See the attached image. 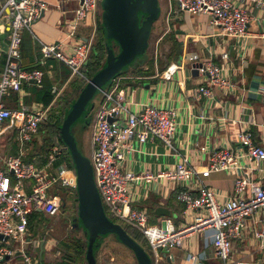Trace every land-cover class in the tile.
Listing matches in <instances>:
<instances>
[{"label":"crops","instance_id":"crops-1","mask_svg":"<svg viewBox=\"0 0 264 264\" xmlns=\"http://www.w3.org/2000/svg\"><path fill=\"white\" fill-rule=\"evenodd\" d=\"M3 1L0 0V4ZM45 1L49 3L48 7L32 26V31L39 40L57 43L66 54H71L73 46L81 38L92 36V40L94 39L96 22L99 20L96 10L94 14L88 16L91 22L79 23L74 35L71 36L69 26L75 22L74 15L78 0H63L62 7L58 5V0L55 3L52 0ZM177 5V0H158L160 8L157 18L158 27L152 26L150 35L154 30H160L161 24H165L156 37L157 45L160 42L162 44L160 50H155L153 57H146L144 52L133 64L126 66L122 69L123 72H119L108 81L95 93L89 112L93 114L101 105L104 92L114 87H117L116 92H121L124 101L128 102L130 111L137 110L142 104L175 109L176 130L172 139V148L166 147L158 139L144 143L133 140L132 150L123 160L121 171L140 173L147 170L152 174H158L172 169L184 157L196 170L201 171L209 162L210 152H200V147L205 144L210 151L217 147L230 148L233 153L241 155L240 163L247 166L248 161L242 156V147L236 142L235 133L239 129H246L254 143L264 146V96L262 95L264 8L253 0L245 2V9L249 14L248 36L240 39L224 35L219 27L211 25L209 14L183 12ZM22 40H24V44H21L22 63L26 68H37L43 72L42 84L37 86L27 82L22 85L19 92L6 93L3 97L5 107L12 109L26 105L31 109H45L47 113L55 103L60 104L58 106L60 110L67 108L81 90L74 87L76 77L59 61L54 59L42 61L39 42L31 33L24 30ZM7 43L8 30L0 18V74ZM111 46L114 44L111 43ZM222 52L227 53V59L221 58ZM189 55H193L195 60L182 61L183 57ZM207 61L221 66L222 73L234 85L232 90L223 92L213 87L211 98L196 97L198 87L206 84V76L198 72L193 63ZM178 63H182L181 66L176 67L169 78H164L163 72L169 66ZM93 119L94 117L91 118ZM84 121L73 123L72 133L82 154L84 151L91 154L93 130H90V125ZM46 139L45 132L38 131L31 142L26 144L24 160L31 161L38 167L43 166L48 150ZM18 147L14 127L9 121L4 122L0 127V163L6 155L16 154ZM70 169L74 170V168ZM245 173L251 182L264 186V174L254 170ZM198 177L214 188L219 193L220 199L233 193L234 177L224 171L213 172L208 176L199 173L194 175V179ZM180 186L178 182L165 178H158L150 186L132 184L130 190L132 204L147 212L149 224L161 225L163 218L170 219L175 226L189 224L193 218L187 212H183L184 205L176 197V193L181 189ZM158 208H164L165 213H157ZM45 215L39 211L29 215L24 247L26 246L29 252L34 250L35 254L31 252L30 254L39 264H68L62 261L64 254L61 258H56L58 254L53 253L56 245H61L62 241L56 242L46 236L43 226ZM262 216H264L263 211L252 214L246 220L239 236L232 239L231 259L264 264V237H256L254 234L258 228L256 221ZM71 227L74 231L83 230L77 216ZM36 235L38 236L35 237ZM106 237L107 241L119 243L115 235L109 234L98 241L99 249ZM111 237L115 240L113 241ZM211 238L209 231L190 234L185 238L182 246L170 248L167 264H183L186 252H204L208 257L204 264H220V261L213 256ZM10 242L20 244L19 241L13 240H7L4 244L18 247L11 245ZM95 259L97 260V256ZM1 264H23V262L19 258H9Z\"/></svg>","mask_w":264,"mask_h":264},{"label":"built area","instance_id":"built-area-1","mask_svg":"<svg viewBox=\"0 0 264 264\" xmlns=\"http://www.w3.org/2000/svg\"><path fill=\"white\" fill-rule=\"evenodd\" d=\"M248 0H177L180 11L191 14L210 15V24L219 27L221 33L234 38L248 36L249 14L245 9ZM264 8V0H253ZM75 9V22L69 26V34L75 33L76 26L90 14H94L98 0H78ZM62 7L63 0H58ZM45 0H4L0 4V18L8 30V43L4 52V64L0 74V127L9 121L16 131L18 152L8 154L0 163V264L9 258H19L23 264H39L26 252V232L29 215L43 212L55 215L62 207L63 192L76 195L75 171L64 165V144L55 142L47 155V161L38 167L24 160L26 144L38 133L39 126L45 122L48 113L45 109H31L26 105L7 108L3 97L10 91L19 92L24 83L32 82L41 86L43 72L39 69L27 70L22 66L21 43L24 30L31 33L39 42L41 59H54L66 65L72 75L83 78L81 68L86 64L92 45L90 38H81L73 46L72 53L66 54L57 43L39 40L32 31L33 23L46 10ZM223 60L228 58L221 53ZM194 61L193 55L185 56L182 61ZM173 64L163 72L169 78L176 67ZM198 72L206 76V84L200 85L196 97H212V88L227 92L234 85L222 73L220 65L209 61L201 62ZM86 79V78H85ZM87 80V79H86ZM117 87L104 92L101 105L94 114L95 128L91 136L90 163L93 178L107 216L116 218L137 229L149 244L152 264H167L172 247L182 246L185 238L194 232H211V247L214 258L220 264H258L253 261L231 259L232 239L239 236L246 220L258 211L264 212V186L251 182L245 171H258L264 174V146L254 143L246 129L235 133L236 142L242 147V156L248 161L243 166L239 157L228 147H217L211 151L208 146L200 147L201 153L210 152L209 162L198 171L189 164L187 158L180 160L172 169L152 174L149 171L134 173L121 171V164L132 150V141L138 143L160 140L172 148L176 130V111L173 108H159L152 104H142L130 111ZM264 96V91L262 92ZM112 119V122H109ZM224 171L234 177L232 194L219 198V193L203 182L198 173ZM158 178L178 182L181 189L177 199L184 205V213L192 216L189 224L175 226L168 218L161 225L148 222L147 212L132 204L131 185L150 186ZM256 237H264V216L256 221ZM19 241L14 248L4 244L7 240ZM208 257L204 252H186L183 264H204Z\"/></svg>","mask_w":264,"mask_h":264},{"label":"water","instance_id":"water-1","mask_svg":"<svg viewBox=\"0 0 264 264\" xmlns=\"http://www.w3.org/2000/svg\"><path fill=\"white\" fill-rule=\"evenodd\" d=\"M101 24L108 42L105 65L100 68L81 88L77 98L66 111L60 126L61 139L71 157L76 175L77 219L87 238L86 264H96L94 248L97 238L115 235L117 240L134 254L137 264H152L149 253L133 238L124 227L112 221L105 213L100 194L93 178L90 160L79 150L72 133V124L92 108L95 93L122 69L142 55L147 46L153 22L158 18V0H101ZM199 62L193 66H200ZM112 122V119H109ZM164 208L156 212L164 214ZM0 238L2 236L0 235ZM7 240V237H3ZM169 261V258H166Z\"/></svg>","mask_w":264,"mask_h":264},{"label":"rangeland","instance_id":"rangeland-1","mask_svg":"<svg viewBox=\"0 0 264 264\" xmlns=\"http://www.w3.org/2000/svg\"><path fill=\"white\" fill-rule=\"evenodd\" d=\"M55 1H57V0H52L53 3H55ZM47 4H49V3L47 2ZM96 14H97V16H99L98 18L101 19V14H102L101 0H98V2H97ZM83 21L90 23L91 19H90V17H88ZM152 26L158 27V19L155 22H153ZM164 26H165V24L164 25L161 24L160 30L159 29L157 31L154 30V32L151 35H149L148 46L145 50L146 57L147 56L153 57L155 50H157V51L160 50L162 44L160 42L157 45L156 37L158 36L159 31L161 32L163 30ZM115 49H117V47H115ZM85 80H84V82L86 83ZM96 110L93 112V114H91L92 118L94 117L93 115L95 114ZM88 124L90 125L89 126L90 130H93L95 128V123L93 120H91ZM76 127H77V125L74 127V130L76 129ZM83 153L86 157H88L90 159L91 154H89L88 152H85V151ZM63 161H64V165H66L67 167L74 168L72 166V160L69 157L68 151H66V153L64 154V160ZM75 194L76 195L66 193L65 195L67 196V198H66L67 203L65 204L64 208H62L55 215H51V216L45 215L46 217H44L43 226L45 228L46 236L48 238H53L56 242H61V241L63 242L65 240L69 243V245L72 244V241L74 240V238L84 240V231L81 229L74 231L71 227L74 218H76V216H77V211H76L77 201L75 200L76 196H77V192ZM70 202L73 204L72 208L70 206ZM36 234H38V231L36 232ZM37 236L38 235H36L35 237H37ZM111 239H113V241L115 240L112 237H111ZM10 243L13 246H18L16 242H10ZM25 249H26L27 253L30 254V252H31V253L35 254L34 250L33 251L30 250V252H29L26 246H25ZM58 251H59V253H58ZM53 253L58 254V257H56V258H59V257L61 258L62 254L72 253V251L66 250L62 244L61 245L58 244V245H56V248H54ZM42 257L44 258V255ZM75 261H76V263H79V264H86V261H84L83 258H79V259L75 258ZM97 264H137V261L135 259L134 254L126 246H124L120 242L117 243V241H115V243L107 241V237H106L104 239V242L102 243L101 248L98 251Z\"/></svg>","mask_w":264,"mask_h":264},{"label":"trees","instance_id":"trees-1","mask_svg":"<svg viewBox=\"0 0 264 264\" xmlns=\"http://www.w3.org/2000/svg\"><path fill=\"white\" fill-rule=\"evenodd\" d=\"M96 23H97L96 32H95L96 34L94 36V39L92 40V45H91V49L89 52L88 60H87V63L81 68V72L86 79L91 78L100 68H102L105 65V57H106V53H107V48L112 43V42H108L106 39V35H105L104 29H103L102 24H101V19L99 18V20ZM21 44L22 45L24 44V40H22ZM113 47H115V46H113ZM21 56H22V52H21ZM140 57L141 56H138V57H136V59H138ZM136 59H135V61H136ZM134 62H132V64ZM22 66H23V68H25L27 70H33V68H26L23 65V63H22ZM34 69H37V68H34ZM123 71L124 70H121L120 73ZM74 76L76 77L74 79V82H76L74 87H77L80 90L85 84V82H84L85 79L82 77H79L78 75H74ZM50 91H51V89H50ZM52 97H53V95L51 96V99H52ZM59 105H60L59 103H55V105L50 108L45 122L40 124L39 130H38V131L43 130L45 132V136L47 137L46 143H47V149L48 150H47V154H46V159L44 161L45 163L47 161V155L49 153V148L57 141L64 144L62 139H61V135H60V126H61L63 118L66 114V111L70 108L71 105L67 106V108L65 107V109H62V110H60L58 108ZM89 111H90V108L87 107L84 114L77 121L85 120L84 122L88 124L92 118L91 113ZM69 157H70V155H69ZM70 159H71V157H70ZM72 166H73V163H72ZM70 168H72V167H70ZM66 198L67 197H66L65 193L63 192V205H62L63 208H64L65 204L67 203ZM70 206H71V208L73 206V204L71 202H70ZM108 217L112 221L121 224L124 227V229L127 231V233L131 237H133L149 253V244L141 232H139L137 229L131 227L130 225L125 224L124 222H122L116 218H113L111 216H108ZM101 238H103V237H98L97 242ZM61 244L65 247L66 250L72 251V253H68V254L63 255V257H64L62 259L63 262L66 261V263L68 262V264H79V263H76L75 258H78V259L83 258L84 261H86L85 260V252H86V247H87L86 236H84V240L75 238L72 241L71 245H69V243L65 240L63 242H61ZM98 250H99V246L94 248V256L95 257L97 256ZM96 264H97V260H96Z\"/></svg>","mask_w":264,"mask_h":264}]
</instances>
